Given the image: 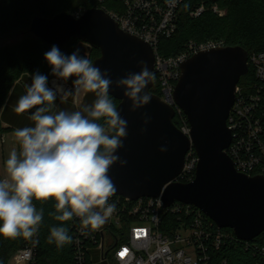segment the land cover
Instances as JSON below:
<instances>
[{
    "label": "water",
    "instance_id": "95a60500",
    "mask_svg": "<svg viewBox=\"0 0 264 264\" xmlns=\"http://www.w3.org/2000/svg\"><path fill=\"white\" fill-rule=\"evenodd\" d=\"M30 32L49 45L64 46L72 39L99 49L93 66L107 69L115 81L139 72L145 61L154 77L156 55L146 41L123 31L103 9H91L79 19L70 13L54 18L36 17ZM248 52L241 47L202 51L182 65L174 99L191 127L187 135L174 123L176 108L152 93L154 78L144 89L150 103L131 110L125 89L113 84L109 96L120 101L117 110L127 120V136L115 155L120 161L108 175L116 186L113 195L130 200L162 198L166 207L175 202L200 209L221 229L252 242L264 233V176L239 173L227 150L232 143L228 121L242 77L249 73ZM148 122L145 123L146 116ZM166 148L161 151V148ZM198 155L196 178L180 183L186 157Z\"/></svg>",
    "mask_w": 264,
    "mask_h": 264
},
{
    "label": "clouds",
    "instance_id": "9594fccd",
    "mask_svg": "<svg viewBox=\"0 0 264 264\" xmlns=\"http://www.w3.org/2000/svg\"><path fill=\"white\" fill-rule=\"evenodd\" d=\"M45 59L55 77L63 81L74 78L75 93H95L97 99L83 111L54 112L58 95L63 98L69 92L55 81L50 88L47 76L39 71L32 74L31 85L15 111L35 109L31 114L34 126L15 130L19 152H10L4 165L6 176L0 179V236L5 238L30 239L38 232L43 210L38 211L33 201H55V214L50 215L61 222L78 217L82 230L103 226L116 210L115 204L108 203L116 191L108 172L120 161L115 153L123 146L121 137L127 136L128 125L110 99L109 89L113 84L125 89L133 111L151 100L144 89L154 77L145 61H139V72L113 81L107 69L93 66L79 55V49L66 56L53 45ZM101 119L103 124L98 123ZM148 119L146 116L145 123ZM71 242L66 227L50 229L48 243L62 248Z\"/></svg>",
    "mask_w": 264,
    "mask_h": 264
},
{
    "label": "built area",
    "instance_id": "2783aa9c",
    "mask_svg": "<svg viewBox=\"0 0 264 264\" xmlns=\"http://www.w3.org/2000/svg\"><path fill=\"white\" fill-rule=\"evenodd\" d=\"M117 1L122 4L119 10L107 12L99 9L109 13L123 31L153 47L156 55L154 73L160 86V97L176 108L177 115L186 119L181 130L189 135L191 127L188 119L174 99L182 65L202 51L226 47L225 43L190 42L179 55L166 58L158 53L160 41L176 33L187 0ZM98 2L102 4L105 0ZM85 12L83 10L78 17ZM207 12L220 18L227 14V10L217 2L199 0L190 9L189 15L197 19ZM248 66L254 70L257 83L250 89L243 86L237 88L236 101L228 121L233 139L227 153L239 173L254 177L264 176V52L249 56ZM53 81L62 84L65 91L75 90L74 85L59 78L49 82L51 88L54 87ZM198 161L196 151L190 150L178 182L190 183L195 180ZM108 203L115 204L116 210L107 219L105 227L82 230L80 219L73 218L76 264H94V252L99 254L101 262L110 260L111 264H211L213 253L232 239L231 232L219 228L192 205L175 202L171 207H166L162 198L133 201L115 195L110 197ZM165 214L182 218L179 225L171 230V235L161 231ZM34 241H38V235L25 248L15 252L9 264H35L38 243ZM258 250L264 259V246Z\"/></svg>",
    "mask_w": 264,
    "mask_h": 264
},
{
    "label": "trees",
    "instance_id": "16d2710c",
    "mask_svg": "<svg viewBox=\"0 0 264 264\" xmlns=\"http://www.w3.org/2000/svg\"><path fill=\"white\" fill-rule=\"evenodd\" d=\"M197 2L199 0L186 1L177 31L171 38L160 41L159 55L166 58L176 57L190 42L202 44L209 41H223L226 47H241L249 56L264 52V0H211L227 10L226 16L220 18L212 12H207L202 17L193 19L189 11L197 5ZM76 5L84 7L86 11L103 8L107 12H114L122 8V4L117 0H105L102 4L98 0H0V40L19 35L25 36L19 43L0 48V135L8 131L1 115L14 87L37 71L47 76L48 82L55 77L45 59V53L53 45L44 43L30 32L33 19L36 17L51 19L64 12L73 15ZM57 47L66 56L79 49V55L88 58L92 64L102 55L99 49L92 48L77 39ZM256 83L254 70L250 67L249 73L241 78L239 86L250 89ZM151 91L161 96L155 73L154 87ZM89 94L90 92L82 105V111L85 106L94 104L97 99L96 96L91 97ZM109 97L118 108L120 101L113 96ZM98 123L103 124V120ZM174 123L181 129L179 115H176ZM33 203L38 211L43 210V219L35 234L38 235L35 264H76L73 219L63 222L55 220L54 215H50V213L55 214L53 200L33 201ZM181 219L178 215L165 214L161 231L171 235V230L179 225ZM54 226L66 227L72 242L62 248H58L55 243H48L50 229ZM227 231L231 232L232 239L213 253L211 264L264 263L258 250L264 246V233L252 242H245L236 238L232 229ZM35 235L30 239L23 236L16 238L0 236V264H9L14 253L30 244Z\"/></svg>",
    "mask_w": 264,
    "mask_h": 264
},
{
    "label": "crops",
    "instance_id": "0c3cea01",
    "mask_svg": "<svg viewBox=\"0 0 264 264\" xmlns=\"http://www.w3.org/2000/svg\"><path fill=\"white\" fill-rule=\"evenodd\" d=\"M74 78H69L68 84L73 85ZM31 85V77H28L20 81L12 90V93L6 102L2 110V122L8 131L0 135V176L3 179L6 176L5 161L8 158L12 150L19 152V144L17 143L14 132L17 128H23L28 126H34V122L31 120V114L35 109L26 111L24 113H17L15 111L19 98L26 94L27 87ZM50 87V84L48 83ZM51 88V87H50ZM72 90L67 96L61 98L57 97L53 111H67L69 113L75 111H82V105L86 99L88 93L81 92L79 94ZM91 97H95V93L90 94Z\"/></svg>",
    "mask_w": 264,
    "mask_h": 264
},
{
    "label": "rangeland",
    "instance_id": "374dc122",
    "mask_svg": "<svg viewBox=\"0 0 264 264\" xmlns=\"http://www.w3.org/2000/svg\"><path fill=\"white\" fill-rule=\"evenodd\" d=\"M74 16L77 17L78 15H81L82 14V11L85 10L84 7L82 6H79V5H76L74 7ZM25 38V36L23 35H19V36H16V37H10V38H7L5 40H0V48H3L5 46H10V45H13V44H16V43H19L21 42L23 39ZM54 78H57V77H54ZM52 78V79H54ZM51 79V80H52ZM50 80V81H51ZM49 81V82H50ZM48 82V83H49ZM186 123V119L183 118V117H180V124H181V128H183V125ZM186 130L187 132L189 133V129L186 127ZM108 223V220L105 222V224L102 226V227H105L106 224ZM93 260H94V264H111L110 260L108 261H105V262H101V258L99 257V254L94 252L93 253Z\"/></svg>",
    "mask_w": 264,
    "mask_h": 264
},
{
    "label": "snow or ice",
    "instance_id": "6c2138e0",
    "mask_svg": "<svg viewBox=\"0 0 264 264\" xmlns=\"http://www.w3.org/2000/svg\"><path fill=\"white\" fill-rule=\"evenodd\" d=\"M122 255H123V253H122Z\"/></svg>",
    "mask_w": 264,
    "mask_h": 264
}]
</instances>
